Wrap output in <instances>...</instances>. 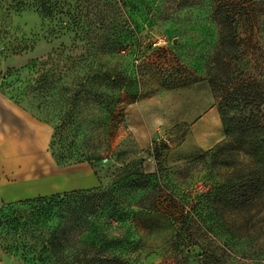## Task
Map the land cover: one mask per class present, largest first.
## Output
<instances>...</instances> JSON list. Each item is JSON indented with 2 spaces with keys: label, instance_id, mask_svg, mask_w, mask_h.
<instances>
[{
  "label": "rangeland",
  "instance_id": "1",
  "mask_svg": "<svg viewBox=\"0 0 264 264\" xmlns=\"http://www.w3.org/2000/svg\"><path fill=\"white\" fill-rule=\"evenodd\" d=\"M233 1L241 16L233 30L245 50L240 58L224 52L211 21L213 0H0V94L51 126L57 165L76 164L98 145L101 157L89 163L97 185L133 161L154 171L152 148L160 142L168 146L161 162L173 166L225 138L217 102L229 117L246 116L264 128V6ZM44 4L54 16H41ZM96 74L134 76L141 95L119 92L108 115L92 96ZM101 88L111 91L110 84ZM242 155L238 167L251 166ZM63 181L65 188V175ZM251 181L246 235L233 234L230 219L206 216L217 242L204 247L223 264H264V170ZM187 251L190 264H212L198 257V247ZM34 263L0 248V264Z\"/></svg>",
  "mask_w": 264,
  "mask_h": 264
},
{
  "label": "trees",
  "instance_id": "2",
  "mask_svg": "<svg viewBox=\"0 0 264 264\" xmlns=\"http://www.w3.org/2000/svg\"><path fill=\"white\" fill-rule=\"evenodd\" d=\"M213 2L211 21L217 35L219 26L224 52L234 58L244 56L239 33H233L241 21L237 4L233 0ZM260 3L264 6V0ZM40 14L50 18L55 12L44 4ZM90 79L95 83L94 102L105 103L108 115H112L119 92L141 95L134 76L96 74ZM106 84L111 91L101 88ZM216 105L225 138L193 158L166 166L160 159L168 146L160 142L152 148L156 161L152 172L133 161L114 172L105 186L3 203L0 248L20 251L34 264H190L187 249L196 246L198 257L223 264L213 248L204 247L217 242L205 229L206 216L230 219L233 234H247L253 212L247 185L264 170V128L250 123L246 116L229 117L218 102ZM99 149L94 145L74 163L100 159ZM243 153L251 166L238 167L244 161ZM194 180L203 187L194 186ZM151 258L154 260L149 262Z\"/></svg>",
  "mask_w": 264,
  "mask_h": 264
},
{
  "label": "crops",
  "instance_id": "3",
  "mask_svg": "<svg viewBox=\"0 0 264 264\" xmlns=\"http://www.w3.org/2000/svg\"><path fill=\"white\" fill-rule=\"evenodd\" d=\"M51 135L48 123L0 94V199L9 202L97 186L91 164L55 163L49 151Z\"/></svg>",
  "mask_w": 264,
  "mask_h": 264
}]
</instances>
